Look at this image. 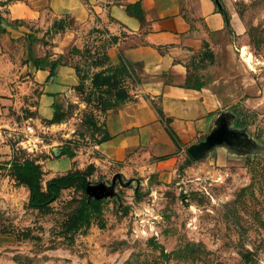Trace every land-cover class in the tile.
<instances>
[{
    "label": "rangeland",
    "instance_id": "374dc122",
    "mask_svg": "<svg viewBox=\"0 0 264 264\" xmlns=\"http://www.w3.org/2000/svg\"><path fill=\"white\" fill-rule=\"evenodd\" d=\"M222 1L242 33L222 36L202 77H226L239 95L204 155L186 158L171 180L120 170L95 148L106 110L138 98L134 73L103 29L68 49L75 99L48 120L26 107L0 124V264H264V0ZM25 160L40 165L42 192L77 170L87 189L74 182L31 207L13 165ZM91 199L98 203L84 210Z\"/></svg>",
    "mask_w": 264,
    "mask_h": 264
},
{
    "label": "crops",
    "instance_id": "0c3cea01",
    "mask_svg": "<svg viewBox=\"0 0 264 264\" xmlns=\"http://www.w3.org/2000/svg\"><path fill=\"white\" fill-rule=\"evenodd\" d=\"M95 28L115 38L138 93L106 110L109 137L95 148L120 170L171 180L186 158L204 155L222 111L239 95L226 77H202L222 36L242 33L239 17L222 0H0L1 125L26 107L35 110L31 118L48 120L76 98L79 77L68 49ZM197 144L202 149L193 156Z\"/></svg>",
    "mask_w": 264,
    "mask_h": 264
},
{
    "label": "trees",
    "instance_id": "16d2710c",
    "mask_svg": "<svg viewBox=\"0 0 264 264\" xmlns=\"http://www.w3.org/2000/svg\"><path fill=\"white\" fill-rule=\"evenodd\" d=\"M56 24H59V22ZM124 64L128 67V69L131 70L130 66H128L125 62ZM156 112L162 118L160 110L156 108ZM166 129L168 130L170 135L174 137V133L171 131L170 127L166 126ZM108 137V134L104 131V135L100 139L99 143L103 142ZM13 165L18 169V179L29 189L28 205L31 207L39 206L41 203H43L44 198H47V200L53 198L54 196H56L59 189L64 188L71 183L75 182L77 184V187L80 188L83 192L87 189L88 186L86 173L77 170L70 171L65 173L64 175L52 178L47 184V191L42 192L39 185V181L41 178V169L39 164L35 163L32 160H25L22 163L14 162ZM97 203L98 200L96 199H91L90 201H88V203H86V200H83L81 207H83L84 210L89 211L88 208H93Z\"/></svg>",
    "mask_w": 264,
    "mask_h": 264
},
{
    "label": "water",
    "instance_id": "95a60500",
    "mask_svg": "<svg viewBox=\"0 0 264 264\" xmlns=\"http://www.w3.org/2000/svg\"><path fill=\"white\" fill-rule=\"evenodd\" d=\"M202 149V145L201 144H197V145H193L189 151L190 153L195 156L196 154H198V152H200V150Z\"/></svg>",
    "mask_w": 264,
    "mask_h": 264
},
{
    "label": "bare ground",
    "instance_id": "6f19581e",
    "mask_svg": "<svg viewBox=\"0 0 264 264\" xmlns=\"http://www.w3.org/2000/svg\"><path fill=\"white\" fill-rule=\"evenodd\" d=\"M242 53H244L243 51H242ZM246 60V59H245Z\"/></svg>",
    "mask_w": 264,
    "mask_h": 264
}]
</instances>
